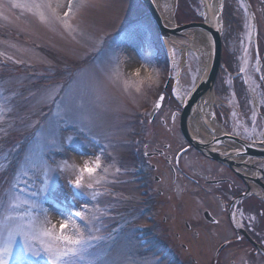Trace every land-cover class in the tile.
Instances as JSON below:
<instances>
[{
  "label": "rangeland",
  "instance_id": "obj_1",
  "mask_svg": "<svg viewBox=\"0 0 264 264\" xmlns=\"http://www.w3.org/2000/svg\"><path fill=\"white\" fill-rule=\"evenodd\" d=\"M16 2L19 0H0V61L4 63L0 65V107L5 109L0 113L3 117L0 119V174H4L0 180V197L3 196L0 218L17 194L30 196L41 187V169L47 167L52 180L42 203L53 211L48 213L47 220L58 227L59 217L54 212L67 213L72 207L68 181L76 177L85 162L91 165L100 155L101 167L94 176L85 175L82 187L85 193H103L98 197V204L90 201V196L88 199L90 207L106 209L108 213L102 217V224L97 225L101 231L93 232V235L109 237L90 250L99 258L96 264H157L150 254H141L131 229L133 223L143 219L136 212L130 213L134 210L131 207H139L136 201L140 200V189L133 180L131 163L124 161V156L130 152L128 136L135 115L141 114L143 108L148 109L149 114L146 94L160 86L162 77L177 76L182 93L186 96L190 92L198 73L200 56L190 48L191 44L188 45L185 64L177 73L176 61L181 48L167 41L170 70L158 64L153 46L157 30L150 17L144 16L146 11L139 0H85V6L76 9L68 20L76 31L66 29L47 13V19L42 21L34 12L13 8L11 5ZM228 6L224 12L231 11ZM177 7L179 10L175 15ZM64 10L58 9V14L62 16ZM172 13L175 20L189 13L190 19L184 24L204 22L202 0H175ZM236 13L234 8L230 15L236 19ZM130 20L139 22L125 27ZM220 29L222 35V26ZM185 39L190 43L189 37ZM125 47H134L128 50L137 61L134 71H128L126 60L129 57ZM46 66L49 68L44 71L42 68ZM141 66L149 72L138 76L136 70ZM60 69L64 72L57 77L41 78L45 77L42 73L51 74ZM217 96L215 94V106L221 100ZM164 97L161 108L150 120L146 118L142 134V146L147 145L150 151L152 148L162 149L164 153L163 158L152 162L156 172L151 173V176L156 174L160 178V183L156 182L154 186L157 214L162 218V227L158 230L168 239L183 264H230L231 260L240 258L229 247L220 251L217 260L213 261V254L224 239L220 237L227 232L223 217L215 214L213 224L206 222L202 217L204 208L191 194V185H183V178H179L177 171L173 184L171 182L168 161H172L183 148L184 140L178 130V115L174 121L171 116L176 105L166 95ZM231 97L230 94V100L225 102L230 110ZM66 108H71L70 118ZM37 115L45 117L35 130ZM80 118H85L83 124ZM216 118L225 132L242 138L230 133L219 115ZM33 131L36 133L32 142L25 145L19 153V162L13 166V171H9L6 165L11 154L24 139L23 135L19 138L18 132L30 134ZM68 137L72 138L71 141ZM53 142L59 151L52 148ZM188 154L181 161L183 167L188 163L202 167L210 165L197 159L193 152ZM27 159H35L40 168L16 179L26 167ZM96 180L100 183L96 184ZM88 183H93L92 190L87 189ZM13 184H16L15 189ZM193 194H199L203 206H211L214 211L211 197L200 192ZM170 195L172 198L168 197ZM78 199L87 201L84 194ZM43 221L44 217L38 216V222ZM185 223L191 226L190 229ZM182 243L186 244L185 248ZM14 247L21 248L19 237ZM32 264H47L46 258L41 254Z\"/></svg>",
  "mask_w": 264,
  "mask_h": 264
},
{
  "label": "flooded vegetation",
  "instance_id": "obj_2",
  "mask_svg": "<svg viewBox=\"0 0 264 264\" xmlns=\"http://www.w3.org/2000/svg\"><path fill=\"white\" fill-rule=\"evenodd\" d=\"M226 1L223 0L221 9L223 30L220 35L221 60L214 88L215 94L222 102L218 100L219 104L215 106V110L217 109L215 113L216 116L219 115L222 118L224 126H227L230 133L239 135L246 141H252L258 137L257 133L264 129V81L260 80V77L264 76V0ZM226 3L229 4L228 9L231 11L234 8L237 9L236 19L230 15L231 11L225 10L224 12V8H227ZM245 48L248 49L247 54L244 51ZM245 58L248 60L246 73H240L239 68ZM253 66L261 71H255ZM248 76L251 79L245 83ZM253 88H255V92L252 91ZM230 94L233 96L231 97V110L225 106V102L230 100ZM253 110H255L256 119L255 133L251 131L254 127L252 123ZM245 128L249 129L248 133L244 131ZM249 134L252 139L247 138ZM188 152H193L197 159H203L210 165L202 167L198 164L188 163L183 167V163L180 161L177 164L174 160L168 161L171 182L173 184L177 171L179 178H183V185L186 183L191 185V194L196 196L198 201L200 200L204 208L202 217L206 222L208 221L203 216L206 211L214 216L216 214L217 217L222 216L225 220L227 232L223 237H220L224 239L220 241L216 249H219L216 257L220 251L229 247L240 258L236 261L231 260L230 264H264V200L261 198L262 193L255 190L249 197L242 199L234 206L233 199L244 192L241 181L227 168L202 158L193 150ZM143 155L148 159H159L163 158L164 153L143 152ZM187 155L184 154L182 157ZM151 168L156 171L155 165L151 164ZM156 181L160 183V178H156ZM261 183L264 186V179L261 180ZM193 192H200L206 197H211L214 211L211 206L204 207L200 195L193 194ZM168 197L172 198L171 195ZM155 213L156 219L161 225L162 218H158L156 211ZM233 215H235L236 221L240 220L239 223L233 222ZM250 217L255 219H250ZM215 221L214 218L208 223L213 224ZM185 226L189 229L191 227L187 223ZM193 232L196 233L195 230ZM157 233L162 239V234L159 231ZM162 241L166 245L170 244L168 239ZM181 246L185 248L186 244L182 243Z\"/></svg>",
  "mask_w": 264,
  "mask_h": 264
},
{
  "label": "snow or ice",
  "instance_id": "obj_3",
  "mask_svg": "<svg viewBox=\"0 0 264 264\" xmlns=\"http://www.w3.org/2000/svg\"><path fill=\"white\" fill-rule=\"evenodd\" d=\"M11 6L34 12L42 21L47 19V13L61 22L66 29L76 31L68 23V20L76 9L85 6V0H77V2L67 0L66 3L64 0H19V2L13 3ZM58 9H65L62 16L58 14ZM244 51L247 54L248 49L245 48ZM173 55L175 56V52H173ZM247 66L248 60L245 58L239 68V72L246 73ZM253 67L255 71H261V69ZM250 79L251 77L248 76L245 79V83H248ZM260 80L264 81V76H261ZM252 91L255 92V88ZM173 94L177 96V99H182L175 89H173ZM164 99L163 95L159 96L154 102L153 108L160 109L162 106L161 101ZM4 111L5 109L0 107V113ZM65 112L69 114L70 118L71 108H66ZM57 114L59 115V112ZM171 116L174 121L176 113L173 112ZM2 118V115H0V119ZM80 119L83 124L85 118ZM252 123L254 127L251 131L255 133V110H253ZM244 131L248 133L249 129L245 128ZM257 136L261 137L260 142L264 143V129L257 133ZM247 138L252 139L251 134ZM67 139L71 141L72 138L68 137ZM52 148L57 151L60 150L56 147L55 142L52 143ZM181 151H184V149H181ZM25 163L26 167L17 175L16 179H19L20 176L28 175L32 169L40 168L35 159H27ZM100 167L101 157L97 155L91 165L85 162L76 177L68 181L69 198L72 200V207L67 213L62 211L54 212L59 217L58 227L47 220L48 213L53 211L48 207H44L42 203L52 180L48 174L50 169L47 167L42 168L43 179L40 181L41 187L36 188L30 196L22 193L17 194L14 201L5 209V214L0 218V264H32V261L41 256V254L46 258L47 264H96L99 258L94 257L90 250L109 237L93 235V232L99 233L101 231V227L97 225L102 224V217L107 216L108 213L106 209L90 207L88 197L90 196V201L98 204V197L103 193L100 191L85 193L81 189L84 187L83 180L85 175L88 177L94 176ZM116 171L119 172L120 170L116 169ZM28 182L31 183V181ZM95 183L99 184L100 181L96 180ZM86 187L92 190L93 183H88ZM12 188L15 189L16 184H13ZM81 193L87 197L86 202L78 199ZM37 213L38 216L44 217L42 223L38 222ZM250 219L255 218L250 217ZM233 222L236 223L235 215H233ZM17 237H19L21 243L19 250L14 247Z\"/></svg>",
  "mask_w": 264,
  "mask_h": 264
},
{
  "label": "water",
  "instance_id": "obj_4",
  "mask_svg": "<svg viewBox=\"0 0 264 264\" xmlns=\"http://www.w3.org/2000/svg\"><path fill=\"white\" fill-rule=\"evenodd\" d=\"M148 10L155 26L158 30L159 37L161 39L163 48L171 62L169 49L167 47V41H172L174 38L185 40L188 33L194 31H200L205 33L208 37L211 45V60L208 68L201 77L200 84L192 89L195 92H191L187 95L185 102L181 104V113L179 115V130L186 140V142L203 156L209 158L212 161L221 163L235 172V174L241 178L249 190V183L259 184L257 177L251 178L241 172V170L251 171L253 165L244 164L239 161L237 155L229 149H218L215 144L222 145L234 144L240 147L246 156L251 158L264 160V147L256 145L255 143H245L244 141L230 135H223L216 137L212 140L204 142L194 136L189 127L188 122L191 116L194 114V108L197 103L206 95L213 94V86L216 78L219 62H220V33L218 30L210 27L205 22L202 23H191L176 26L175 24H166L161 16L159 15L152 0H141ZM188 37V36H187ZM174 39V40H175ZM158 109H154L150 113V118ZM260 163V162H259ZM260 171V169H259Z\"/></svg>",
  "mask_w": 264,
  "mask_h": 264
},
{
  "label": "bare ground",
  "instance_id": "obj_5",
  "mask_svg": "<svg viewBox=\"0 0 264 264\" xmlns=\"http://www.w3.org/2000/svg\"><path fill=\"white\" fill-rule=\"evenodd\" d=\"M159 15L163 19V21L166 24H174V18H173V6L175 3V0H152ZM221 9H222V0H202V17L204 19V22L209 25L210 27L220 31L221 29ZM187 36L190 39V43L188 41L180 42L178 38L175 40L173 39L172 42L174 44L181 48L180 57L176 61V69L177 72L180 71V69L185 64V58L186 53L188 50V45L191 44L192 50L196 52L200 56L199 60V66H198V73L195 78L194 86L197 87L201 82V77L203 76V73L206 71L210 64L211 60V45L208 37L205 33H202L200 31H194L193 33H188ZM182 45V47H181ZM130 46V45H129ZM129 49H134V47H129ZM125 47V52H127V56L129 57L126 60L128 71H134L135 68H133L137 61L132 56V52L128 51ZM145 72L143 71V67L141 66L140 72L138 76H142ZM194 88V87H193ZM176 92L182 97V99H178L180 102H185L186 96L182 93L181 88L179 85L176 84L174 87ZM192 93L195 92V90L191 91ZM215 102V97L213 94L204 96L195 106L194 108V114L191 116L188 122V127L191 131V133L196 136L197 138L204 140V142H207L209 140H212L216 137L227 135L224 130L221 128L220 124L218 123L217 119L213 116L211 106ZM148 114V112H147ZM262 139L261 137H256L254 141H259ZM215 146H218V149H229L232 150L234 154L237 155V158L239 161L243 162L244 164L253 165V168L250 169L251 171L248 172V175L251 177H257L258 173H260V160L251 158L250 156H246L244 154V151L234 145V144H226L222 147V145L215 144Z\"/></svg>",
  "mask_w": 264,
  "mask_h": 264
},
{
  "label": "trees",
  "instance_id": "obj_6",
  "mask_svg": "<svg viewBox=\"0 0 264 264\" xmlns=\"http://www.w3.org/2000/svg\"><path fill=\"white\" fill-rule=\"evenodd\" d=\"M178 13V11H177ZM190 19V14L188 13V15L186 16H181L180 18L178 17L177 20H178V24H184V23H187V19ZM153 41H154V45L157 49V52L158 54L160 55V58L164 60V54H163V50H162V47H161V44H160V41L158 40V37L157 35L154 36L153 38ZM24 143V142H23ZM23 148V145L21 146V149ZM18 153L19 151H14L12 154H11V159L9 161V163L6 165V168L9 170V171H13L15 167H13L14 165H17V162H18ZM129 160V159H127ZM4 176V174H0V180L1 178Z\"/></svg>",
  "mask_w": 264,
  "mask_h": 264
},
{
  "label": "clouds",
  "instance_id": "obj_7",
  "mask_svg": "<svg viewBox=\"0 0 264 264\" xmlns=\"http://www.w3.org/2000/svg\"><path fill=\"white\" fill-rule=\"evenodd\" d=\"M143 71H144L145 73H148V72H149V69H147V68H143ZM139 72H140V69H137V70H136V75H139Z\"/></svg>",
  "mask_w": 264,
  "mask_h": 264
}]
</instances>
